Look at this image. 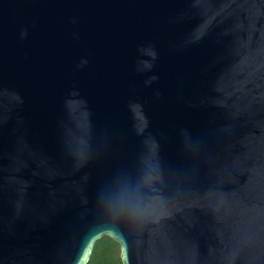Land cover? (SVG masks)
I'll list each match as a JSON object with an SVG mask.
<instances>
[{"label":"water","instance_id":"water-1","mask_svg":"<svg viewBox=\"0 0 264 264\" xmlns=\"http://www.w3.org/2000/svg\"><path fill=\"white\" fill-rule=\"evenodd\" d=\"M264 264V0H0V264Z\"/></svg>","mask_w":264,"mask_h":264},{"label":"trees","instance_id":"trees-1","mask_svg":"<svg viewBox=\"0 0 264 264\" xmlns=\"http://www.w3.org/2000/svg\"><path fill=\"white\" fill-rule=\"evenodd\" d=\"M87 264H123L119 244L110 237L101 238Z\"/></svg>","mask_w":264,"mask_h":264}]
</instances>
